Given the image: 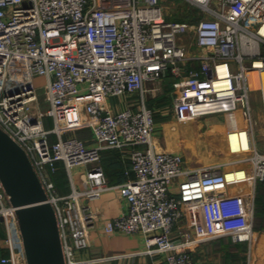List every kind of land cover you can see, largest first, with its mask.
Listing matches in <instances>:
<instances>
[{"label":"built area","instance_id":"built-area-1","mask_svg":"<svg viewBox=\"0 0 264 264\" xmlns=\"http://www.w3.org/2000/svg\"><path fill=\"white\" fill-rule=\"evenodd\" d=\"M188 1L200 9L196 22L167 18L161 0H0V127L26 151L54 208L65 264L103 258L76 253L90 245L95 212L89 200L107 187L103 148L127 153L134 173L118 184L127 209L104 223L105 232L142 233L144 250L163 253L167 264H193L191 249L203 241L252 238L254 191H231L225 163L191 166L181 152L157 149L155 110L144 94L146 82L169 73L177 119L240 110L244 125L234 130L235 139L241 143L246 133L252 181L264 180L248 79L249 71L264 70V0ZM190 30L195 54L182 41ZM38 78H44L45 110ZM133 93L141 95L138 108H107L109 97ZM83 113L94 144L62 136L86 124ZM59 161L71 185L66 194L54 180ZM89 163L75 178L74 168ZM181 220L188 231L174 237ZM1 224L12 254L0 262L27 264L15 207L0 181Z\"/></svg>","mask_w":264,"mask_h":264},{"label":"crops","instance_id":"crops-1","mask_svg":"<svg viewBox=\"0 0 264 264\" xmlns=\"http://www.w3.org/2000/svg\"><path fill=\"white\" fill-rule=\"evenodd\" d=\"M195 49L192 53L188 50V53L195 54L200 52L197 47ZM165 77L167 79L165 87L160 84L155 85L153 82H146L147 91L144 94L145 104L155 110L156 131L153 135L155 147L159 150L180 152L175 145L161 143L160 137L157 136V128H163L165 129V136H168L167 138H173L177 141L181 138L184 141L190 156L201 155L206 161L203 164L225 163V171L234 174L236 179L234 180L233 177L230 181L231 191H239L241 188H248L249 186L248 190L254 191V196L256 197L257 183L259 181L251 184L249 180H244L242 170H238L240 168L238 163L239 158L234 159V157L245 155L247 153L245 150L249 147L246 133L243 132L241 134V143L237 144L235 139L234 130L244 124L241 111L225 112L223 113L224 117L219 120L215 118H208L205 121L200 119L195 121L196 118L186 121L179 120L174 115L171 106L173 77L169 73ZM41 80L44 81V78H41ZM160 80L158 83H160ZM252 89L260 94V99L262 104H264L261 89ZM106 104L107 108L112 111L127 106L136 109L141 104V95L140 93H133L119 98L109 97ZM83 117L86 124L74 129L65 130L62 132V136L75 134L87 144H94L88 125L89 117L86 113H83ZM209 120L210 123H206ZM45 123L48 127L52 126L50 118H47ZM204 125L206 126L205 133L202 132ZM227 129H231L230 134H228ZM56 138V134H51V139L55 140ZM58 163L61 164L60 167L64 169L66 174V188L64 191L57 189L61 194H66L71 190V185L63 163L60 161ZM99 163L106 173L107 187L101 192L99 197L89 200V205L95 212L93 225L89 228L90 245L86 248L78 249L76 251L77 256H103L97 264H167L163 253L158 251L146 252L144 250L146 244L145 236L142 233L104 231V223L115 215L126 211V202L121 197L118 184L134 177V173L131 171L127 153L117 148H103ZM91 165L93 164L89 163L75 167L73 170L75 178L80 179V174ZM228 169H231V171ZM184 231H188L187 223L181 220L174 227L172 234L174 237H179ZM11 248L6 239L5 227L1 224L0 257L10 256L12 254ZM191 251L193 254V264H264V217L257 218L254 207L253 232L250 241H234L230 236H221L200 242L193 246ZM0 264L10 263L0 262Z\"/></svg>","mask_w":264,"mask_h":264},{"label":"water","instance_id":"water-1","mask_svg":"<svg viewBox=\"0 0 264 264\" xmlns=\"http://www.w3.org/2000/svg\"><path fill=\"white\" fill-rule=\"evenodd\" d=\"M0 181L15 207L27 264H65L57 220L22 146L0 127Z\"/></svg>","mask_w":264,"mask_h":264},{"label":"rangeland","instance_id":"rangeland-1","mask_svg":"<svg viewBox=\"0 0 264 264\" xmlns=\"http://www.w3.org/2000/svg\"><path fill=\"white\" fill-rule=\"evenodd\" d=\"M161 5L163 7V11L165 13V16L169 19H185L187 15H193L194 18L199 19L201 16L200 9L198 6L188 0H161ZM191 22H196V21H191ZM182 41L187 45L189 52L195 51L196 47L194 44V31L190 30L187 36L185 35L182 37ZM160 79L154 82V84H160L161 86L165 87L167 83L166 77H163V79L160 80V83H158ZM37 93L39 97V108L41 110H45L48 107V103L44 100V92H45V87L42 86L43 80L41 78L37 79ZM115 98H119L116 96H113ZM251 101L254 107V115L259 119L258 125L255 127V138L257 140V146L260 150L263 149V143H262V134L264 132V122L262 120V109H263V104L260 99V94L257 93L256 91H252L251 93ZM171 113V112H170ZM169 115V114H168ZM171 115V114H170ZM224 117L223 113H213V114H206L201 117H197L195 121H198L199 119L202 121H205L208 118H215L216 120L222 119ZM243 119V116H242ZM244 121V120H243ZM180 122V121H179ZM178 123V121H177ZM206 123H210V120L207 121ZM194 124V123H193ZM167 126V124H165ZM195 125V124H194ZM244 125V124H243ZM242 125V126H243ZM207 126V124H206ZM206 126L204 125L202 127V132L205 133L206 131ZM241 127V126H240ZM239 128V127H237ZM236 128V129H237ZM157 136L160 137V141L162 144H172L175 145V147L178 148L180 152H182L187 160V163L190 165H204L203 163H206V161L203 159L201 155L197 156H190L188 154V150L186 149V144L184 141L180 138L179 141L174 140L173 138H167L168 136H165V129L163 128H157ZM231 129H227L228 134H230ZM204 135V134H203ZM205 136V135H204ZM166 137V138H165ZM182 137V135H181ZM166 139V140H165ZM254 156V153L252 151H247L245 155L242 157H234V159L239 158V165L240 168L238 170H242V173L244 175V180L247 179L251 184H253L252 181V171H253V164H252V158ZM237 163V162H236ZM230 166V165H229ZM231 171V169H228ZM229 173V174H228ZM227 173V177L229 181L234 177V174H231L230 172ZM232 176V177H231ZM234 180L235 177L233 178ZM249 189V186H248ZM249 192V190H248ZM256 220V218H255Z\"/></svg>","mask_w":264,"mask_h":264},{"label":"trees","instance_id":"trees-1","mask_svg":"<svg viewBox=\"0 0 264 264\" xmlns=\"http://www.w3.org/2000/svg\"><path fill=\"white\" fill-rule=\"evenodd\" d=\"M176 20L197 21L198 19L194 18L193 15H187L185 19L183 18V19H176ZM60 166L61 164H59V167ZM54 180H55L56 187L60 191H64V189L66 188L65 187L66 174H65L64 169H62V167H60L57 170V172L54 174ZM255 216L259 219L264 217V180L259 181L257 183V192H256V197H255Z\"/></svg>","mask_w":264,"mask_h":264},{"label":"bare ground","instance_id":"bare-ground-1","mask_svg":"<svg viewBox=\"0 0 264 264\" xmlns=\"http://www.w3.org/2000/svg\"><path fill=\"white\" fill-rule=\"evenodd\" d=\"M248 79L251 88H259L264 97V70H251L248 72ZM191 120V119H190Z\"/></svg>","mask_w":264,"mask_h":264}]
</instances>
